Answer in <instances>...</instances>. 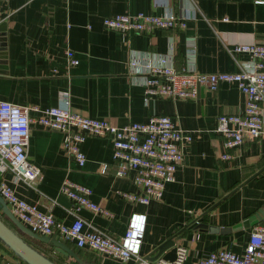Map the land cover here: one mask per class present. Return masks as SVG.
<instances>
[{
    "label": "crops",
    "instance_id": "crops-1",
    "mask_svg": "<svg viewBox=\"0 0 264 264\" xmlns=\"http://www.w3.org/2000/svg\"><path fill=\"white\" fill-rule=\"evenodd\" d=\"M173 12L191 19L181 31L154 30L123 34L106 30L104 18L124 14L161 15ZM0 35L4 43L0 62V101L42 110L68 100L77 115L106 121L114 127L144 123L150 117H168L174 127L191 134L174 180L164 185L161 198L147 205L131 203L121 195L140 194L133 173L115 176L110 137H86L79 149L85 161L79 167L60 151L63 134L30 124L26 162L39 171L32 185L0 176L14 194L40 212L69 225L79 219L84 229L112 239L123 236L130 215L145 217L139 255L147 261H172L176 246L183 247L181 264H195L223 247L239 254L249 231L264 222V137L245 140L226 153L215 134L219 115L243 110V97L229 84L214 93L199 87L194 101L144 99L136 73L141 63L162 61L175 70L199 73H236L249 56H232L235 45H264V0H0ZM193 41V55L187 52ZM77 60L68 66L63 51ZM130 63H134L133 66ZM36 113L29 112L34 118ZM264 133V123L261 125ZM106 165L104 174L100 173ZM90 189V200L106 216L75 209L59 193L63 180ZM2 221L10 222L0 213ZM25 242L57 263L41 243L18 233ZM171 241L156 257V249ZM65 244L81 260L94 264H131L105 258ZM9 264H23L5 251ZM73 261V260H72Z\"/></svg>",
    "mask_w": 264,
    "mask_h": 264
},
{
    "label": "built area",
    "instance_id": "built-area-1",
    "mask_svg": "<svg viewBox=\"0 0 264 264\" xmlns=\"http://www.w3.org/2000/svg\"><path fill=\"white\" fill-rule=\"evenodd\" d=\"M190 19L187 15L179 17L173 12L161 15L136 13L104 18L102 26L123 34H148L154 30L181 31ZM187 52L191 55L194 53L192 39L188 42ZM229 52L234 57L240 53L249 56L247 62L239 63L240 70L236 73L177 71L162 61L156 64L141 63L136 71L141 77L139 85L145 100L166 98L194 101L199 87L214 93L223 83L237 89L243 97L242 112L219 115L214 129L223 141L224 151L220 156L223 160L230 158L227 150L235 149L245 140L264 137L261 128L264 123V45H235ZM63 55L68 66L77 65L72 51L65 49ZM60 101L58 106L42 110L0 101V176L9 172L13 182L20 181L27 185H32L38 177L39 171L27 164L25 155L30 124L33 123L42 129L61 132V153L79 167L85 161L79 146L86 137H110L115 176L122 178L132 172L133 183L140 189V194H122V199L147 205L161 198L164 185L173 182L174 173L182 163L183 147L192 140L189 132L174 127L171 120L164 116H153L144 123H131L118 128L106 121L72 113L65 96H61ZM31 110L36 113L34 118L29 117ZM105 171L106 165H102L100 173L104 174ZM59 193L75 209L107 215L101 207L91 202V191L85 186L65 179L59 186ZM0 197L9 207L11 215L29 231L44 237L58 236L64 242H72L79 250L131 264H181L185 257L186 250L181 246H176L172 261H147L141 257L139 246L145 226L143 215H130L121 239L112 240L97 231L84 229L79 219L69 225L57 222L51 214L40 212L35 204L20 200L3 181H0ZM4 253L0 243V264H9L4 260ZM195 264H264V222L252 227L246 245L239 254L223 247L198 259Z\"/></svg>",
    "mask_w": 264,
    "mask_h": 264
},
{
    "label": "water",
    "instance_id": "water-1",
    "mask_svg": "<svg viewBox=\"0 0 264 264\" xmlns=\"http://www.w3.org/2000/svg\"><path fill=\"white\" fill-rule=\"evenodd\" d=\"M0 35V62L4 60V56L1 54L4 51V41ZM0 213L11 224V227L6 225L0 218V243L5 251L9 252L14 258L19 260L23 264H59L49 257L45 256L41 252L31 247L24 239L18 234L21 233L42 245L49 248L55 255L64 259L70 258L75 264H94L82 261L58 236L44 237L38 234H34L18 222L10 213L9 207L5 205L4 201L0 197ZM171 241H167L157 247L156 257L161 252L171 246Z\"/></svg>",
    "mask_w": 264,
    "mask_h": 264
},
{
    "label": "rangeland",
    "instance_id": "rangeland-1",
    "mask_svg": "<svg viewBox=\"0 0 264 264\" xmlns=\"http://www.w3.org/2000/svg\"><path fill=\"white\" fill-rule=\"evenodd\" d=\"M80 258L82 259V260H87V256H84V257H82V256H80ZM60 264H75L71 259H67L66 260V262H64V263H60Z\"/></svg>",
    "mask_w": 264,
    "mask_h": 264
}]
</instances>
